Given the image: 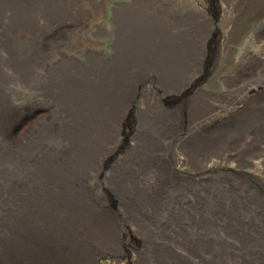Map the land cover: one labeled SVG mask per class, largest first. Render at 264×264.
<instances>
[{"label": "bare ground", "instance_id": "obj_1", "mask_svg": "<svg viewBox=\"0 0 264 264\" xmlns=\"http://www.w3.org/2000/svg\"><path fill=\"white\" fill-rule=\"evenodd\" d=\"M76 3L0 0V264H264V107L236 117L248 78L202 85L238 0H146L82 54L59 48ZM243 164L256 182L220 167Z\"/></svg>", "mask_w": 264, "mask_h": 264}, {"label": "rangeland", "instance_id": "obj_2", "mask_svg": "<svg viewBox=\"0 0 264 264\" xmlns=\"http://www.w3.org/2000/svg\"><path fill=\"white\" fill-rule=\"evenodd\" d=\"M75 1L77 2L75 5V15L80 11L82 15L78 17V21H66L67 24L72 25V27L70 26L72 31L69 32L62 46L59 47L64 52L69 51L75 54L77 53L75 51H79L82 54L83 50H88L89 48L102 47L107 49L108 47H112L113 42L111 40L117 36L113 20H123V17L126 16H131L132 18L140 16L143 21L145 8L143 4L146 2V0ZM231 17L234 20V25L230 34L229 44L225 47L219 64L213 70L209 69L207 77L202 81V85L212 90L213 94H210L212 99H231L227 90L234 89L236 86L248 82L241 89L238 97L234 98V102L237 100L242 102L239 103V108L236 110V117H241L252 113L257 107H264V66L262 65V61H264V0H238L236 9L231 13ZM104 20L113 26L112 34L108 36L109 41L106 42H104L106 37H99L97 29V24ZM73 22L77 23V25ZM45 32H47L46 27L38 33H33L22 28L15 33L13 32L12 36L17 38L19 49L25 50V47L34 45L37 35L44 34ZM119 32H122V30L120 29ZM214 33L216 32L214 31ZM213 47L214 43L212 42ZM57 49L54 47L51 51L55 52ZM244 78L248 79L243 82ZM153 80V77H149L146 81L152 82ZM248 85L251 86L247 88ZM227 86H229L228 89ZM235 104L232 102H222V106L218 110H215L212 117L217 118L222 116L223 119H221L218 125L214 124L216 121L212 122L211 119L206 122L207 127H210L212 133L220 131L227 126H231L227 127V130L234 128L236 117L231 118L230 114ZM28 114V111L23 112L25 117H22L19 123L21 131L36 119L32 117L33 120L26 124L25 122L30 118ZM229 118L231 119L228 120ZM222 122H227L228 125H224ZM200 124L202 123L199 122L196 126ZM196 126L194 125L189 129L193 131L196 129ZM261 135H264V132ZM243 165L220 167H224L226 170H236L242 176H247L256 182L250 164ZM117 218L121 220L120 213L117 214ZM121 224H123L122 221ZM98 259L102 260L101 264H111L109 256L106 253L102 254Z\"/></svg>", "mask_w": 264, "mask_h": 264}]
</instances>
